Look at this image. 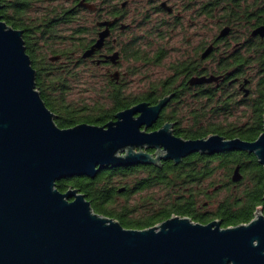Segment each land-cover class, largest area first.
<instances>
[{
	"label": "water",
	"instance_id": "95a60500",
	"mask_svg": "<svg viewBox=\"0 0 264 264\" xmlns=\"http://www.w3.org/2000/svg\"><path fill=\"white\" fill-rule=\"evenodd\" d=\"M80 4L93 9L85 0ZM228 32L225 27L220 36ZM252 35L264 37V25ZM36 75L24 31L0 15V264H264L262 208L248 223L229 227L217 218L203 223L174 214L150 227L127 228L97 212L78 188L61 191L56 185L76 175L95 178L107 168L160 166L162 160L179 163L193 153L225 150L254 153L264 167V113L263 130L254 140L218 133L183 138L174 134L173 123L142 129L155 122L172 95L122 109L102 125L60 127L36 87ZM218 79L212 74L191 81ZM239 178L237 168L234 179Z\"/></svg>",
	"mask_w": 264,
	"mask_h": 264
},
{
	"label": "trees",
	"instance_id": "16d2710c",
	"mask_svg": "<svg viewBox=\"0 0 264 264\" xmlns=\"http://www.w3.org/2000/svg\"><path fill=\"white\" fill-rule=\"evenodd\" d=\"M60 1L0 0L3 19L24 31L27 52L34 67L38 71L40 67L47 68L44 70L46 81L37 73L36 87L47 106L59 115L56 123L60 127L81 122L102 125L138 100L155 102L163 94L157 86L153 91L133 95L126 92L127 87L121 80L120 84L105 83L99 93L101 98L91 104H67L65 94L70 88L69 79H78L79 71L72 64L62 66L61 63L72 62L71 58H75L73 51L90 45L91 32L84 17L89 11L80 4V0H67L69 5ZM212 2L211 29L224 24L245 30L264 25V0ZM216 7L219 9L215 10ZM221 7L230 8L231 14L221 16ZM36 12L38 14L34 15ZM66 25H72L69 27L71 35L61 37L58 31ZM65 37L68 39L63 40ZM257 48L258 74L247 75L254 81V93L238 97L232 91L215 88L211 83L208 89L199 92V97L175 101V107L169 114L180 121L175 127L177 134L201 138L218 133L226 138L246 140L259 136L263 130L264 113V40L261 38ZM55 56L59 58L52 59ZM221 70L229 71L228 68ZM221 70L211 69V72L216 75L214 73ZM245 72L243 70L244 75ZM237 168L240 178L235 180ZM56 185L61 191L70 186L78 188L86 194L96 211L117 218L131 228L150 227L174 214L190 216L203 223L217 218L223 226H230L249 222L258 208L264 212V167L254 153L245 150H225L211 156L193 153L179 163L167 160L160 166L112 167L101 170L95 178L76 175L62 178ZM154 187H161L165 194L159 199L154 195L143 198L142 203L134 206L118 203L121 197L128 198L132 193ZM222 192L224 195L219 198Z\"/></svg>",
	"mask_w": 264,
	"mask_h": 264
},
{
	"label": "flooded vegetation",
	"instance_id": "af4514ba",
	"mask_svg": "<svg viewBox=\"0 0 264 264\" xmlns=\"http://www.w3.org/2000/svg\"><path fill=\"white\" fill-rule=\"evenodd\" d=\"M85 2L93 4V9L82 5L90 12L89 16H92L89 25L90 45L85 49L79 48L78 51H73L75 58H71L72 62L68 64L62 62V66L72 64V67L79 68L91 64L98 71L102 70L101 76L105 77V83L120 84L121 80H124L122 82L124 86L127 83L125 78L130 71L123 69L141 70L160 66L171 72L147 90L137 94L153 91V87L158 86L163 94L155 102L143 99L130 105L143 101L154 105L163 97L172 95L155 122L148 128L143 126L142 129L154 131L162 128L165 123H173L174 134L186 138L176 133L175 127L180 121L169 114L175 107L174 102L199 97V92L208 89L211 83L215 88L232 91L238 97L254 93V81L247 75L258 74L257 45L259 38L264 40V37L252 35L255 27L245 30L231 24H224L212 31L211 11L214 5L212 0H85ZM217 9L219 7L215 10ZM227 9L221 7L220 15L226 17L231 14L230 8L228 11ZM105 22L109 23L105 24ZM225 27L229 28V32L220 36ZM105 30L109 32L104 37L102 45L96 47L91 56L83 57V53L98 42L101 33ZM225 68L229 71L221 70ZM35 69L46 81L44 70L47 68L40 67V71ZM211 69L221 70L214 73L219 77L218 80L191 81L195 77H209L212 74ZM61 70L64 72L65 69ZM243 70L246 71L245 75ZM99 75V73L95 74L97 78ZM53 112L56 120L59 115ZM144 150L150 153L156 151L154 148H144ZM222 227L229 226L222 225Z\"/></svg>",
	"mask_w": 264,
	"mask_h": 264
},
{
	"label": "rangeland",
	"instance_id": "374dc122",
	"mask_svg": "<svg viewBox=\"0 0 264 264\" xmlns=\"http://www.w3.org/2000/svg\"><path fill=\"white\" fill-rule=\"evenodd\" d=\"M63 4L69 5L67 0L60 1ZM38 13H34V15ZM90 12L84 15L86 18V24L90 25L92 21V16H89ZM64 29H60L58 32L60 33L61 37L63 35H71V30L69 27L72 25L62 26ZM216 29L215 27H212ZM68 37L63 38V40H67ZM126 64V63H125ZM124 68H127L124 66ZM79 71V78H70L69 84L70 88L68 89L67 93L65 94V101L67 104L70 105H78L82 106L83 104H91L93 100L100 99L99 93H101V87L105 85V77L101 76L102 70H97L93 65L87 64L86 66H81L76 69ZM125 71H130V74L125 78L127 81L126 83V92L131 94H140L142 91L147 90L150 86L156 84L160 78L164 76L170 75V70L162 68L160 66H153L149 69L142 68L141 70L136 69H123ZM96 73H99V77L95 76ZM132 179V178H131ZM128 180V179H127ZM208 183V181L206 182ZM165 194V191L161 187L151 188L145 190L143 192L132 193L128 198L121 197L118 200L119 204H129V205H137L142 203L144 200L143 198H148L149 196L154 195L156 199H159L162 195ZM224 195L222 192L221 196ZM149 201V200H146ZM141 209V208H140ZM140 213V211H139ZM214 220V219H212ZM211 220V221H212Z\"/></svg>",
	"mask_w": 264,
	"mask_h": 264
}]
</instances>
